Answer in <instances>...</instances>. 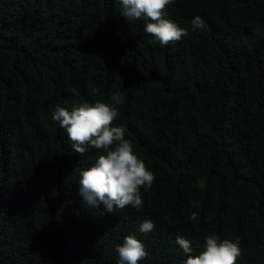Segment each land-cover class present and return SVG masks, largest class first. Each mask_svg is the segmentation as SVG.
<instances>
[{
	"label": "trees",
	"instance_id": "trees-1",
	"mask_svg": "<svg viewBox=\"0 0 264 264\" xmlns=\"http://www.w3.org/2000/svg\"><path fill=\"white\" fill-rule=\"evenodd\" d=\"M166 18L189 34L161 46L120 0H0V264H118L132 233L149 254L139 264H183L177 236L198 255L211 234L241 239L237 264H264V0H175ZM57 52L86 81L60 102L123 93L114 126L155 177L141 211L102 214L79 195L105 153H75L24 87Z\"/></svg>",
	"mask_w": 264,
	"mask_h": 264
},
{
	"label": "clouds",
	"instance_id": "clouds-1",
	"mask_svg": "<svg viewBox=\"0 0 264 264\" xmlns=\"http://www.w3.org/2000/svg\"><path fill=\"white\" fill-rule=\"evenodd\" d=\"M175 0H120L121 16L125 21L143 20L144 32L153 37L149 43L166 46L180 41L189 34L187 28L167 19V8ZM192 29L206 27L205 21L197 15L191 21ZM57 52L49 58L32 63L38 67V75H33L24 84L28 93L44 102L52 120L65 129L72 141L73 151L83 156L90 148L103 150L95 163L80 172L79 195L88 207L99 208L102 214H112L116 208L141 211L144 199L141 189L152 187L154 174L133 150V142L126 139V126H114L119 116V107L125 102L123 93L117 91L109 96V102L96 100L64 104L60 97L66 93L81 91L86 81L78 78L74 72L63 69ZM20 106L22 103L20 102ZM24 110H27L25 106ZM130 135V134H129ZM150 219L144 220L139 231L147 234L154 230ZM176 243L183 250L186 259L183 264H237L242 254L241 239H221L216 234L205 237L204 249L193 254L191 241L177 236ZM119 255L118 264H139L148 257L145 244L135 233L126 235L123 243L115 247Z\"/></svg>",
	"mask_w": 264,
	"mask_h": 264
}]
</instances>
